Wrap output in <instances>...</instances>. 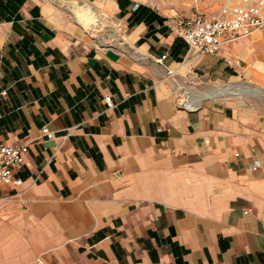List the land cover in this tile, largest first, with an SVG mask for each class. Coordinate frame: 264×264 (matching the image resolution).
<instances>
[{"label":"crops","instance_id":"0c3cea01","mask_svg":"<svg viewBox=\"0 0 264 264\" xmlns=\"http://www.w3.org/2000/svg\"><path fill=\"white\" fill-rule=\"evenodd\" d=\"M120 3L0 0V264H264V30L194 53Z\"/></svg>","mask_w":264,"mask_h":264},{"label":"built area","instance_id":"2783aa9c","mask_svg":"<svg viewBox=\"0 0 264 264\" xmlns=\"http://www.w3.org/2000/svg\"><path fill=\"white\" fill-rule=\"evenodd\" d=\"M177 26L176 31L185 40L188 51L217 52L242 36L264 30V0H226L216 14L198 11L179 19ZM165 58L166 54H162L157 61L161 63ZM40 131L47 138L53 135L46 126ZM27 150V143L8 144L0 140V186L16 188L21 184L14 172L23 165ZM257 166L255 162L252 169Z\"/></svg>","mask_w":264,"mask_h":264},{"label":"rangeland","instance_id":"374dc122","mask_svg":"<svg viewBox=\"0 0 264 264\" xmlns=\"http://www.w3.org/2000/svg\"><path fill=\"white\" fill-rule=\"evenodd\" d=\"M225 1L226 0H149V3L155 7V10H157L166 21H168L173 27L177 28L179 19L190 17L198 11L213 15L216 14ZM87 8L88 7L80 2H74L72 6L65 7L68 14H77L80 20L87 22L85 17L81 16L78 12L79 10H85L87 16L92 18L95 17V24L99 23V26L101 27L104 21L102 15L96 13V10L92 8ZM90 17L89 19H91ZM94 28H98V25H95ZM259 50L264 51V44L260 46Z\"/></svg>","mask_w":264,"mask_h":264},{"label":"trees","instance_id":"16d2710c","mask_svg":"<svg viewBox=\"0 0 264 264\" xmlns=\"http://www.w3.org/2000/svg\"><path fill=\"white\" fill-rule=\"evenodd\" d=\"M118 2L120 3V0H118ZM120 5H121V3H120ZM147 12H148V14H147ZM133 15H135L134 19H133L134 22L138 23V22L144 21L150 29H153L155 27L154 26L155 21L162 23L165 20V18H163L162 16L157 14L155 11H153L149 8H146L141 4H139L135 8V10L133 11Z\"/></svg>","mask_w":264,"mask_h":264},{"label":"bare ground","instance_id":"6f19581e","mask_svg":"<svg viewBox=\"0 0 264 264\" xmlns=\"http://www.w3.org/2000/svg\"><path fill=\"white\" fill-rule=\"evenodd\" d=\"M87 9H89V8H87ZM78 12L80 13L81 16H84V17L86 18L87 22H89V21H91V22L96 21L95 17L92 18V17H90V16H87L85 10H82V11L79 10ZM89 17H90L91 19H89ZM116 24H117V23H116Z\"/></svg>","mask_w":264,"mask_h":264}]
</instances>
